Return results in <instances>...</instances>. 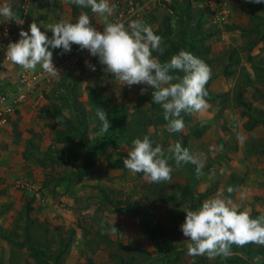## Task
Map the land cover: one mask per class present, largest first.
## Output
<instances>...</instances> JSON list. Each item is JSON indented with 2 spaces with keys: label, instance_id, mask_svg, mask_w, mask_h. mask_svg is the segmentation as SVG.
<instances>
[{
  "label": "rangeland",
  "instance_id": "1",
  "mask_svg": "<svg viewBox=\"0 0 264 264\" xmlns=\"http://www.w3.org/2000/svg\"><path fill=\"white\" fill-rule=\"evenodd\" d=\"M173 1L109 0L115 10L108 22H123L127 26L132 20H140L150 25L153 31H160L163 20L170 16L172 26L178 31L179 27L175 24L178 19L167 9ZM190 2L192 13L185 18L189 39L181 40L178 36L168 38L176 42L179 51H189L199 43L210 47L209 58L214 63L209 67L212 74L217 75L209 87L212 94L232 90L239 79H245L244 73L249 74L247 85L240 86L245 91V100L252 107L250 115L242 113L235 101L221 107H212L208 103L209 107L200 113H181L185 127L182 133H176L177 140L182 147L186 143L190 153L204 160L202 175L197 176L194 186V199L185 193L172 202L161 201L163 195H172L179 187L183 189L189 184V173L183 164L176 168L174 160L169 161L174 168L172 179L160 183L149 182L124 167L123 159L138 135L123 131V123L137 111L147 117L162 113L160 106L147 97L152 90L148 89L141 95L144 85L121 86L111 74L103 71L104 66L97 57L80 56L76 64L72 60L67 69L60 71L59 79L50 75L41 77L39 86L30 96L31 100L10 114L5 126L0 128V264H22L25 260L33 263L25 248L14 249L4 239L11 230H15L14 225L18 226L17 235H14L18 239L26 217L45 223L48 238H52L57 230L64 237L69 236V229L74 230L62 264H114L109 258L110 253L121 251L127 254L132 247L158 257L154 264H215L220 257L209 259L206 255H188V241L180 228L185 220L184 211L198 209L203 201L223 191L240 210L247 209L252 218L253 212L264 215V153L254 148V144L264 137V126L259 125L250 132L243 129V123L254 116L264 119V83L254 77L251 65L264 66V37L256 47L251 48L249 39L233 30L235 26L244 28L264 20V3L222 0L209 8L207 0ZM5 3L10 5L13 16L9 20L0 16V22L17 25L18 29L13 28V33H10L14 42L20 39L21 30L29 31L33 22L51 38L49 25L60 21L75 23L81 12H87L92 26L98 31H103L105 26L104 19L92 13L90 8L76 6L77 13L72 10L71 0H0V6ZM131 5L136 10L134 17L128 15ZM201 12L203 15H200ZM213 32L214 35L206 38V34ZM9 43L0 28V95H14L19 89L15 70H19L20 66L6 58ZM76 46L73 44L71 47ZM232 47L240 56L239 61L234 63L230 62L228 54L223 53ZM52 51L53 59L57 61L68 58L71 53L61 54L62 49ZM86 61L95 65L96 70L91 71ZM225 66L232 72L230 75L223 74ZM39 69L27 71L26 81H32L33 75L42 70L41 67ZM43 107L60 111L70 125L78 130L81 128L83 135L78 132L71 138L57 137L56 130L65 132L66 125L57 117L42 116L39 111ZM98 107L106 111L110 124L115 119L113 133L112 129L107 133L100 131L101 122L95 117ZM119 113L126 118L117 121ZM19 116L23 118L18 121ZM29 121L34 123L33 126L27 125ZM166 123L161 120L146 127L153 144H160L165 150L175 144ZM200 127L204 128V132L201 137L195 138L193 132ZM103 134L110 135L109 141L101 140L96 146V138ZM237 134L242 139L238 140ZM90 151L91 156L87 158ZM165 155H169L167 151ZM84 162L90 165L81 169ZM18 180H27L30 186L18 188ZM229 186L234 188L231 194L227 192ZM207 190L211 194L203 197ZM105 198L113 201L128 198L133 207L144 204L154 206L157 222L165 227L162 251L152 244L133 214L124 207L108 205ZM93 219L104 220L112 226V229H106L110 244H102L94 237L97 227ZM89 240H94L91 245L94 252L86 246ZM124 246L125 249L120 248ZM245 246L251 264H264V246ZM238 248L232 246V250ZM51 249L55 253L57 244L54 243ZM13 251L16 254L14 257L11 256ZM49 264H56V261Z\"/></svg>",
  "mask_w": 264,
  "mask_h": 264
},
{
  "label": "clouds",
  "instance_id": "2",
  "mask_svg": "<svg viewBox=\"0 0 264 264\" xmlns=\"http://www.w3.org/2000/svg\"><path fill=\"white\" fill-rule=\"evenodd\" d=\"M250 2L260 4L264 0ZM71 3L90 8L92 13L102 17L105 21L103 31L92 26L86 12H81L75 23L60 21L49 25L51 38L33 22L29 31L21 30L20 39L8 45L7 58L25 71H34L39 65L51 77L59 79L61 72L53 64L52 50L62 49L61 54L67 53L73 44L81 50L87 49L104 66L103 71L111 74L121 86L144 85L141 95L152 90V102L163 109L169 133L183 132L182 112L200 113L209 107L205 97L208 96L206 85L211 78V69L203 60L190 51L180 50L161 62L153 53L163 54V40L150 25L140 20H132L127 26L123 22H108L115 10L109 0H71ZM0 16L6 20L12 18L9 4L0 6ZM86 65L91 71L96 70L95 65L87 61ZM95 117L101 122L100 131L107 133L111 124L106 111L98 107ZM237 139L242 137L237 134ZM220 150H223L222 146ZM165 151L169 155L166 156ZM172 160L176 168L191 163L196 166L197 176L202 175L204 160L190 153L181 143L169 145L165 150L160 144L153 146L147 135L132 140L123 164L130 172L142 173L145 180L160 183L172 179L174 168L169 163ZM233 191L232 186L227 188L229 194ZM184 212L185 220L180 228L187 238L190 256L229 258L233 255V245L264 246V215L252 218L247 209L240 210L223 191L203 201L198 209Z\"/></svg>",
  "mask_w": 264,
  "mask_h": 264
},
{
  "label": "trees",
  "instance_id": "3",
  "mask_svg": "<svg viewBox=\"0 0 264 264\" xmlns=\"http://www.w3.org/2000/svg\"><path fill=\"white\" fill-rule=\"evenodd\" d=\"M173 1V0H171ZM167 9L171 11V13H174V16L178 19L176 20L175 24L178 25L179 30H175V26H172V19L170 16H167L163 20L162 24V30H156L154 33L156 35H159L162 37L163 40V47L164 52L163 54L159 53H153L154 56H158L161 62L169 60L173 55L177 54L179 50L177 49L175 43L171 41L168 37L172 36H178L181 40H187L189 39V31L186 28L185 25V18L188 15H191V2L190 0H174L170 4L167 5ZM72 10L75 12L77 11L76 5H72ZM77 13V12H76ZM87 13V12H86ZM200 15H203V12H201ZM234 31L239 32L241 35L246 36L248 41L251 44V48L256 47L261 41H263L264 37V20H260L257 24H248L244 28H240L239 26H235L233 29ZM215 33H209L206 34V38L214 35ZM253 40V41H251ZM192 54H194L196 57L203 60L208 66H211L214 62L209 58L210 53V47L208 45H204L203 43L197 44L194 48L189 50ZM223 53L228 54V58L230 62L234 63L236 60L239 61V53L237 52L235 47H232L230 49H226L223 51ZM237 61V62H238ZM253 69H254V77L261 80L264 83V66L260 64L251 63ZM232 72L229 71L228 67L225 66V70L223 72L224 75H230ZM217 75L212 74L211 71V78L208 81L206 85V90L208 92V96L205 97L207 102L212 107H221L229 104L231 101H235L237 105L242 109V113H245L246 115H250L252 112V107L250 102L246 101L244 98V90H241L240 85H247L250 75L244 73L243 80L239 79V82H236L235 87L232 90H228L222 93L218 94H212L209 90L210 84L216 79ZM64 86V84H62ZM149 98V101L152 102L151 94L147 96ZM153 103V102H152ZM158 105V104H157ZM160 106V105H158ZM161 114L156 113V116L153 117H147L146 114L142 116L138 111L136 114H134L132 117L129 118V120L125 123H123V131L131 133V134H137L138 136L136 138H143L145 135H147L150 140L152 141L151 135L148 134L146 131V127L148 125H151L153 123L159 122L163 119V109L161 108ZM40 114L43 116H54L57 117L59 120H61L66 126L65 132L56 130V135L59 138L68 137L71 138L72 135L79 134L82 136L83 132L80 130L81 128H76V126H72L68 123L67 118L64 114H62L60 111H54V110H48L46 107H43L40 109ZM159 115V116H158ZM80 116V115H79ZM81 120H84L83 116H80ZM122 118H126L122 116L120 113L118 114L117 121H121ZM115 119L112 120L110 129L113 133L115 131ZM263 125L264 126V119L260 118L258 116L252 117L251 120L246 121L243 123V129L246 132L252 131L255 127ZM83 126V125H82ZM204 132V128L200 127L199 130L193 132V135L195 138L201 137V135ZM173 136L174 143H177V135L176 133H170ZM109 137L106 136V134L101 135L100 137L96 138V146L97 142H100L101 140L109 141ZM235 138L233 139V150L235 151L236 144L234 143ZM103 145V144H101ZM153 146H155L153 144ZM184 148H187L186 143L184 144ZM254 148H259V153H264V137L259 139L258 144H254ZM188 149V148H187ZM189 150V149H188ZM90 153L86 156L87 158H90ZM94 156V154H92ZM90 164H86L85 162L80 166L81 169L83 167H87ZM186 171L189 173L188 178V185L186 187H179L177 189V192H173L172 195H163L161 197V201L164 202H172L176 199H179L184 196V194H188L191 198L194 199L195 190L194 186L197 179L196 174V166L188 163L183 164ZM138 177L143 176L142 173H136ZM211 194L210 190H207L203 197H207ZM105 201L108 205L113 206L114 208H125L129 211V213L133 214L138 221L140 222V225L143 228V231L145 235L148 236L152 244L159 250L162 251V241L165 237V227L157 222L156 215L154 212V206L150 205H138L133 207V205L128 201V198L125 200H119V201H113L108 198H105ZM253 218H256L259 216L256 212L252 213ZM27 220L24 222L22 234L17 239L14 235H17L16 229L18 226L14 225L13 228L15 230H11L9 235L5 236V240L13 247L14 249L17 248H25L30 258L33 260V263L28 261H23L22 264H49V262L56 261V264H62L65 255L68 252V248L70 244L72 243V236L74 235V230L69 229L68 233L69 236L64 237L60 230L56 231V234L52 236V238L47 237V225L45 223H40L38 220L32 219L30 220L28 217H26ZM94 224L96 225L97 229L94 233V237L98 240V242L102 244H110V240L108 238V234L106 232V229L111 228L112 226L109 225L104 220L100 219H93ZM56 241V242H54ZM56 243L57 244V250L56 252H52V245ZM94 244V240H89L86 242V246L94 252V248H91V245ZM248 246H251L252 244H247ZM131 246V245H130ZM246 247V246H244ZM244 247H239L238 250H232L233 255L229 258L220 257L215 264H251L250 260L247 258L248 251ZM125 249L126 246L120 247ZM119 248V249H120ZM52 255L54 258L53 260H49ZM166 255V253H165ZM11 256L14 257L16 254H14V251L11 253ZM109 258L113 261L114 264H154L157 260H159L158 257H153L149 252L143 249L138 248H131V252L127 254H122L121 251H117L116 253H110ZM17 261V259H15ZM36 262V263H35ZM93 264V263H90Z\"/></svg>",
  "mask_w": 264,
  "mask_h": 264
},
{
  "label": "built area",
  "instance_id": "4",
  "mask_svg": "<svg viewBox=\"0 0 264 264\" xmlns=\"http://www.w3.org/2000/svg\"><path fill=\"white\" fill-rule=\"evenodd\" d=\"M209 8L213 7L215 4H218V1L222 0H207ZM128 15L129 17H134L136 15V10L134 8V5H131L128 9ZM12 24H3L0 22V28H2V32L5 34V38L8 39V42L14 43V40H12L10 33H13V27ZM9 43V44H10ZM8 44V45H9ZM82 54V55H81ZM83 55H90L87 49L81 50L79 46H76L75 48L71 47V53L68 58L57 61L54 66L59 70L63 71L64 69H67L69 66V62L73 61V64H76L78 62V59L81 57H84ZM7 58V57H6ZM8 59V58H7ZM19 79L17 82V87L19 88L17 93L13 94H1L0 95V128L4 127L7 123L8 116L12 113H14L15 110L20 109L23 107V105L28 101H30V96L34 94L33 90L35 87L39 86V79L41 77H48L49 74L43 71V69L33 75L32 81H26V75L27 71L22 69L20 67L19 69ZM32 102V101H31ZM35 103V102H34ZM20 106V107H19ZM16 185L18 188L24 189L28 188L30 185L27 181L18 180L16 182Z\"/></svg>",
  "mask_w": 264,
  "mask_h": 264
},
{
  "label": "crops",
  "instance_id": "5",
  "mask_svg": "<svg viewBox=\"0 0 264 264\" xmlns=\"http://www.w3.org/2000/svg\"><path fill=\"white\" fill-rule=\"evenodd\" d=\"M190 1H192V0H190ZM194 1V0H193ZM13 26V28L15 29V30H17L18 29V27H17V25L16 24H12ZM56 60V59H55ZM54 59H53V64H56V62H57V60L55 61ZM40 68V66L39 67H37L35 70L37 71V70H40L39 69ZM16 71V78H17V76H18V78H19V71L20 70H15ZM40 98L42 99V96H41V93H40ZM25 117V116H24ZM21 118H23V116H19V117H17V120L19 121ZM27 118V117H26ZM31 119V118H30ZM16 121V120H15ZM32 124V126H33V122H31V121H29V124H27V125H31ZM23 176H25V175H23ZM22 178V177H21ZM25 178V177H24ZM18 179H20V178H18ZM27 181V180H26Z\"/></svg>",
  "mask_w": 264,
  "mask_h": 264
}]
</instances>
